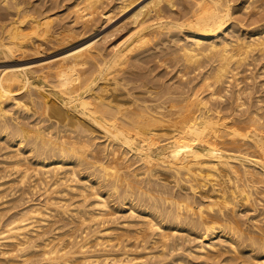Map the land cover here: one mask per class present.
<instances>
[{"label": "bare ground", "instance_id": "1", "mask_svg": "<svg viewBox=\"0 0 264 264\" xmlns=\"http://www.w3.org/2000/svg\"><path fill=\"white\" fill-rule=\"evenodd\" d=\"M34 1L0 0V62L141 0L68 26ZM233 3L150 0L110 48L0 68V264H264V0Z\"/></svg>", "mask_w": 264, "mask_h": 264}, {"label": "rangeland", "instance_id": "2", "mask_svg": "<svg viewBox=\"0 0 264 264\" xmlns=\"http://www.w3.org/2000/svg\"><path fill=\"white\" fill-rule=\"evenodd\" d=\"M33 1V0H32ZM38 3H40V1L41 0H36ZM36 1H34L35 3H37ZM47 1H50V0H45V1H43L42 0V4H44V2L46 3ZM56 1H60V0H51L50 2H47L45 5H43V6H45L44 7V9H42V11H46V9H47V11H49L48 13H46V15H50V16H53V17H57L56 15H59V13H60V16H62V17H60V18H62V20L60 19V18H58L57 20H58V22L60 23H57L59 26H63V24L65 25V23L67 24V25H65V26H68V23L70 22L71 24H69V25H73L74 24V22L72 21V19L74 18V16H73V14L71 13V15H69L70 13V9H69V7L71 8L72 6H73V4L75 3V1L76 0H71V1H69L68 0V2H67V0L65 1V0H63L62 2L60 1V3H62V4H60V3H58L57 2V4H58V6H57V4L56 3H54V2ZM150 0H141L140 2H138L137 4H135L132 8H130L127 12H124V13H120V14H118L117 15V17H116V19H114L110 24L109 23H107L106 24V26H105V28H103L100 32H98V34H94L93 36H91V37H89V38H87V39H85V40H81V37H79V38H77L76 39V41L75 42H73L71 45H69V46H66V47H63V48H52V47H49V45H45V46H43V47H41V50H40V52H38V53H31L30 55H28V56H26L25 58H24V60H22V61H20L19 63L18 62H9L10 64H14V65H33V64H38V63H41V62H43V61H47V60H50V59H52V58H55V57H57V56H59V55H61V54H63V53H65L66 51H68V50H70V49H72L73 47H78V46H81V45H83V44H86V43H88L89 41H91L92 39H94L97 35L98 36H102V35H104L105 36V38H103V42H102V45H104V46H106V45H108L107 47H109V45H111V42L113 43L114 41H116V39H119L124 33H126V31L128 30V28H129V26H130V19H132V14L135 12V11H137L140 7H142V5H144V4H146L147 2H149ZM235 1V0H234ZM51 2L53 3V6H55L54 4H56V6L55 7H57V8H55L54 7V9H53V6H51ZM37 3V5L41 8V6L42 5H39ZM50 4V7L49 6H47V4ZM65 3V4H64ZM232 3H233V0H232ZM236 3H238V1H236L235 3H233V5H235ZM48 4V5H49ZM65 6H64V5ZM36 5V4H35ZM59 5H60V8H59ZM51 7H52V9H51ZM43 8V7H42ZM48 8H50L49 10H48ZM68 9V10H67ZM41 10V9H40ZM46 11V12H47ZM69 11V12H68ZM66 12V13H65ZM64 14V15H62V14ZM175 13V12H174ZM176 14V13H175ZM55 15V16H54ZM173 15V14H172ZM69 16V17H68ZM73 18H72V17ZM175 16V15H174ZM177 16V15H176ZM3 18L4 19H6L7 21H8V18L7 17H2V16H0V23H7V21L5 22V20H3ZM2 19V20H1ZM60 19V20H59ZM65 19V20H64ZM2 21V22H1ZM68 21V22H67ZM61 23H62V25H61ZM73 23V24H72ZM100 23H103V20H99V23H97V26H100L101 24ZM104 25H105V23L103 24V27H104ZM76 26V25H75ZM78 27V25L76 26V28ZM105 43H106V45H105ZM110 48V47H109ZM108 48V49H109ZM9 63H6V62H0V68H3V67H6V65H8ZM88 67H89V69H88ZM85 68H87L88 70H89V73L91 74V72L92 71H90V70H93L92 68H91V66H87V67H85ZM85 68H84V70H85ZM172 69H174V71L172 72V75H174V73H175V68H172ZM83 70V69H82ZM83 70V71H84ZM158 70H160V69H158ZM157 70V71H158ZM87 71V70H86ZM88 72V71H87ZM86 72V74H89V73H87ZM171 75V76H172ZM26 117V118H25ZM21 120H27V121H31V120H28V119H31V116H26V115H24V117L23 116H21V118H20ZM33 119H35V117L33 118ZM32 119V120H33ZM46 123V122H45ZM44 122L42 123V124H45ZM23 195V196H22ZM36 197L38 196V194L36 195V194H34ZM27 196H30V195H26V194H21V197L23 198V197H26L27 198ZM35 196L33 197V195H31L30 197L31 198H33L35 201H38V199H40L39 198V196H38V198L37 199H35ZM29 197V198H30ZM25 198V200H27ZM88 230H90V229H88ZM78 233V232H77ZM175 253V252H174Z\"/></svg>", "mask_w": 264, "mask_h": 264}]
</instances>
